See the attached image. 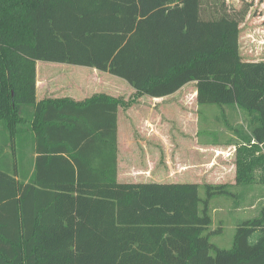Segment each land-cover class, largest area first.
I'll use <instances>...</instances> for the list:
<instances>
[{"label": "trees", "instance_id": "1", "mask_svg": "<svg viewBox=\"0 0 264 264\" xmlns=\"http://www.w3.org/2000/svg\"><path fill=\"white\" fill-rule=\"evenodd\" d=\"M247 11L228 0H0L7 132L14 135L28 106L35 121L42 115L38 138L70 132L65 107L81 117L100 110L87 142L62 165L71 178L49 181L45 172L58 162L39 159L33 181L23 183L0 164V264H264L263 208L235 225L230 249L209 239V202L234 195L229 185L116 181L118 100H35L36 61L93 68L151 98L194 82L197 105L246 116L228 144L236 149L238 187L247 186L256 170L264 174V154L254 157L264 151V61H241L238 46ZM240 150L247 154L238 157Z\"/></svg>", "mask_w": 264, "mask_h": 264}, {"label": "crops", "instance_id": "2", "mask_svg": "<svg viewBox=\"0 0 264 264\" xmlns=\"http://www.w3.org/2000/svg\"><path fill=\"white\" fill-rule=\"evenodd\" d=\"M73 66L36 61L34 65L35 100L41 102L65 99L73 103H83L95 95H106L118 100L120 102L116 113V181L118 183H197L176 181L172 156H168V152H172L174 143L173 123L176 121L181 126V122L185 119V114H181L180 111L178 116L176 115L177 118H174V108L169 103L181 102L180 98L186 101L189 99V101L196 103V88L191 90L190 94L189 90L184 91L179 94V97L177 94L182 92V87L166 97L137 96L135 90L122 79L126 84L119 79H111L110 76L112 75L108 73L93 68ZM86 68L90 71L83 72V69ZM115 81L118 82V86H122L121 89L108 87ZM193 85H195L194 82ZM99 88L104 91H98ZM87 90L89 93H93L89 94ZM130 97L137 99L128 101L127 99ZM74 106L77 108L84 107L82 104ZM56 107L60 108L61 106ZM95 109L89 108L87 114L81 117L69 107H65L64 114H68L65 115L68 118H62L68 120L70 132L58 130V132H51L49 138H43L41 136L43 133L40 132V138H38L36 131L42 129V115L38 114L37 121H35L33 107L22 108L20 111L22 120L17 124L13 136L0 123V164L2 168L7 171L15 170L20 181L28 183L33 181L36 160L40 159L44 163L46 161L58 162L45 172L49 181L71 178V172L62 170V165L66 161H71V154L78 152L80 149L77 148L87 142L85 140L87 127L100 122L97 120L100 117L97 111L100 110ZM49 111V117L54 118V114L51 113L53 110L49 108ZM108 118L109 116L106 115L104 121H108ZM52 121L50 120V122ZM74 123L79 125V130L73 129L75 128ZM65 137L68 138L69 144L61 141ZM77 143L79 145H76ZM59 148H66L70 154L54 150ZM89 150L90 148L85 147L84 155H88Z\"/></svg>", "mask_w": 264, "mask_h": 264}, {"label": "rangeland", "instance_id": "3", "mask_svg": "<svg viewBox=\"0 0 264 264\" xmlns=\"http://www.w3.org/2000/svg\"><path fill=\"white\" fill-rule=\"evenodd\" d=\"M228 2L229 6L235 8L245 6L248 9L244 21L239 26L240 60L264 61V0H228ZM83 70V72L90 71L88 68ZM110 78L124 82L115 76ZM108 87L121 89L122 86H118V82L115 81ZM194 89L195 85L190 82L183 86L182 92L177 95L179 97V94L186 90H189L190 94V91ZM98 91L104 90L99 88ZM91 93L93 92L89 94ZM136 99L130 97L127 100L135 101ZM180 101L169 103L174 108V118L178 116L179 111L185 114L181 126L175 121L172 128L174 143L172 152H168V156H172L174 178L176 181H192L199 185L226 184L230 186L229 189L234 195L216 196L209 202V214L212 218V224L209 227V232L212 234L209 239L218 248L230 249L235 225L240 221L256 217L261 209H264L262 170L255 171L252 183L238 187L240 183L236 178V149L228 144L230 138H235L234 128H240L246 121V116L229 107L221 109L216 105L199 106L195 101L192 102L189 99L186 101L182 98ZM182 102H185V105ZM226 123L231 127L230 129L225 126ZM246 154L245 150H240V154L238 151V157ZM261 154H264L263 150L260 153L255 152L254 157ZM246 187L249 190H244ZM199 197L205 198V190L202 186L199 188Z\"/></svg>", "mask_w": 264, "mask_h": 264}]
</instances>
